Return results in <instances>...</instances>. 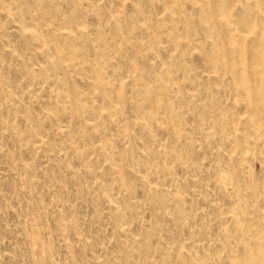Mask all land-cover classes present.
Here are the masks:
<instances>
[{
  "label": "rangeland",
  "instance_id": "rangeland-1",
  "mask_svg": "<svg viewBox=\"0 0 264 264\" xmlns=\"http://www.w3.org/2000/svg\"><path fill=\"white\" fill-rule=\"evenodd\" d=\"M0 264H264V0H0Z\"/></svg>",
  "mask_w": 264,
  "mask_h": 264
}]
</instances>
